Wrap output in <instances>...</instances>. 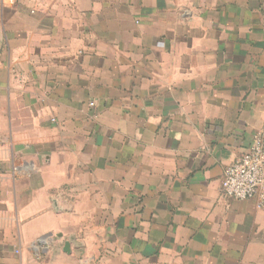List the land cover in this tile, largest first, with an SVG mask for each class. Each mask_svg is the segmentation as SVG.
<instances>
[{
	"label": "crops",
	"instance_id": "crops-1",
	"mask_svg": "<svg viewBox=\"0 0 264 264\" xmlns=\"http://www.w3.org/2000/svg\"><path fill=\"white\" fill-rule=\"evenodd\" d=\"M263 131L264 0H0V264H264Z\"/></svg>",
	"mask_w": 264,
	"mask_h": 264
},
{
	"label": "built area",
	"instance_id": "built-area-1",
	"mask_svg": "<svg viewBox=\"0 0 264 264\" xmlns=\"http://www.w3.org/2000/svg\"><path fill=\"white\" fill-rule=\"evenodd\" d=\"M221 190L227 198L254 200L256 209H264V131L255 136L246 153L226 168Z\"/></svg>",
	"mask_w": 264,
	"mask_h": 264
},
{
	"label": "water",
	"instance_id": "water-1",
	"mask_svg": "<svg viewBox=\"0 0 264 264\" xmlns=\"http://www.w3.org/2000/svg\"><path fill=\"white\" fill-rule=\"evenodd\" d=\"M68 244L65 245V248H67Z\"/></svg>",
	"mask_w": 264,
	"mask_h": 264
}]
</instances>
